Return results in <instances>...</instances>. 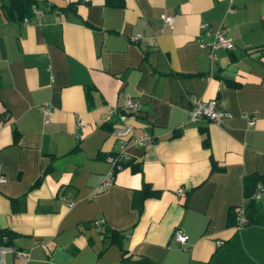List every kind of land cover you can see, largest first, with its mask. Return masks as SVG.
<instances>
[{
  "label": "crops",
  "instance_id": "obj_1",
  "mask_svg": "<svg viewBox=\"0 0 264 264\" xmlns=\"http://www.w3.org/2000/svg\"><path fill=\"white\" fill-rule=\"evenodd\" d=\"M201 22L233 46L210 57ZM125 97L152 141L125 146L140 169L111 171ZM193 98L230 114L192 121ZM0 167V229L27 264H118L119 244L155 264H264V0H36L26 21L0 6Z\"/></svg>",
  "mask_w": 264,
  "mask_h": 264
},
{
  "label": "built area",
  "instance_id": "obj_2",
  "mask_svg": "<svg viewBox=\"0 0 264 264\" xmlns=\"http://www.w3.org/2000/svg\"><path fill=\"white\" fill-rule=\"evenodd\" d=\"M42 9L35 6L31 11L32 14L39 16L42 15ZM28 15L22 17L23 21H26ZM161 18L164 25H171L174 21V15L166 12L161 13ZM198 44L201 48H205L210 57L214 56L215 48H231L233 46L232 38L227 34L226 29L223 25L213 26L208 22H201L199 24ZM207 37V38H205ZM139 38H145L153 44V38L145 37L141 33H135L132 36L133 40ZM114 109V108H113ZM113 109H110V113L113 112ZM44 111L50 112L47 107H44ZM140 111V102L132 97H125L122 105L119 108L118 118L113 122L111 133L116 139L118 147L114 149V153L108 155V159L111 162V166H120V163H116V158L125 159L129 155L125 151V146L127 143H136L139 145H145L152 141V137L147 133H138L134 129L133 123H131L128 118H134ZM230 114L229 111L223 110L217 107L216 100L211 99H201L193 98L191 105L188 110V118L192 121H197L200 118H206L215 122H220L221 119ZM254 116L248 117V123L253 122ZM45 121H48V118H45ZM79 127H83V123H78ZM111 167V171H112ZM5 179L4 175L1 173L0 167V183ZM109 183L108 180H103L99 184V189L105 187ZM263 187L260 183L257 184L256 190L254 192V197H259L260 192ZM72 201H68V205L71 206ZM236 219L237 227H241L247 221V218L244 214V207L240 206L234 213ZM103 221V219H95L94 224L96 227ZM173 237L180 244H183L187 241V234L184 231L177 227L173 232ZM9 236L7 232H4L0 229V264H27L28 256L27 253L18 250L11 243H8ZM221 242V241H219ZM11 251L13 253V260L10 263L6 262L5 253Z\"/></svg>",
  "mask_w": 264,
  "mask_h": 264
},
{
  "label": "trees",
  "instance_id": "obj_3",
  "mask_svg": "<svg viewBox=\"0 0 264 264\" xmlns=\"http://www.w3.org/2000/svg\"><path fill=\"white\" fill-rule=\"evenodd\" d=\"M35 1L36 0H1L0 6L3 8L4 12L7 14L8 17H10L12 19L19 20V19H22V17L25 16V14L28 15L29 6L31 3L35 2ZM106 2H110L114 5H121L122 4V0H112V1L106 0ZM75 5H76V3L71 2V3H68L67 5H65L61 8L62 9H71L72 11H75L73 8ZM112 126H113V123H112ZM110 153H114V151H111ZM115 162L120 163V166L117 167L114 165L112 167V171H115V170L120 169L123 166H127V165H129L131 167V170L140 169V167L138 166V163L133 162L131 156H128L125 159L116 158ZM212 167H213V165H212ZM140 192H141V197H145V196H157L160 191H159V189L152 187L149 184V182L144 181L142 183L141 188H140ZM246 218H247L246 222H249V220H250L249 217L246 216ZM97 229L100 231H103L104 235L106 232L111 241L114 240L113 236L116 234V231L108 230L109 227H107L104 224V220L99 224ZM7 233L9 236V239L7 242L10 243L12 233L11 232H7ZM119 248H120L121 252H120L118 264H155L154 260L149 258L148 256H145V255L134 256L132 253H130L121 244H119Z\"/></svg>",
  "mask_w": 264,
  "mask_h": 264
}]
</instances>
